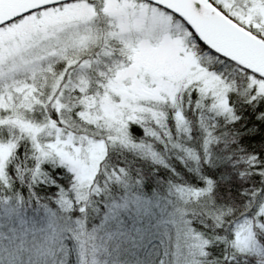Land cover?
Instances as JSON below:
<instances>
[{
	"label": "snow or ice",
	"instance_id": "snow-or-ice-1",
	"mask_svg": "<svg viewBox=\"0 0 264 264\" xmlns=\"http://www.w3.org/2000/svg\"><path fill=\"white\" fill-rule=\"evenodd\" d=\"M116 3L120 6V11L116 14L119 19L128 22L142 20L145 27L151 24V17L159 14L161 10L172 11L167 5L162 4L161 0H116ZM227 6L232 9L233 19H237L242 25L247 22L249 30L256 35L264 33V12L256 11L258 7L264 8V0H227ZM217 7L222 5L217 4ZM32 13L35 14L32 27L23 32H13L7 37L0 36V119L9 117L14 108L24 109L25 115H34L35 123L43 136L53 138L58 136L61 140H70L73 144H79L82 152L79 154L74 152L73 156L82 160L88 168L91 183H88L87 179H81L78 175L79 170L73 169L68 161L62 160L55 150L43 146L37 148L30 135H25L11 124L0 123V141H10L9 152L3 163L4 174L9 179L7 184L0 181V188L5 192L15 191L16 181L22 178L19 170L23 167L17 158L27 157L31 161L28 167L37 169L41 177L40 183L50 185V200L43 208L41 247L48 255L56 258L53 264H85L78 249L81 239L89 227L93 233L105 228L115 219L116 209L121 206L105 200L104 218L99 224H90L91 213L98 215L100 211L99 200L95 197L107 196L113 182L125 180L132 171V165L138 163L124 153L137 154L131 147H126V144L142 143L135 134L141 131L143 123L138 117L122 118L119 126L107 122L92 123L81 119V113L86 109L84 98L90 91L82 81L87 80L89 85L92 83L87 76L90 60L85 50L101 34L119 29L116 18L110 15L105 7V0H43L42 3L35 4L0 22V28ZM174 18L182 19L175 13ZM170 30L175 34L176 31L182 30V26L174 22ZM193 36L196 37L201 49H207L209 53L213 52V49L195 33ZM42 41L47 43L41 44ZM111 42L109 40V44ZM37 45L46 49L45 55L55 59L48 64L34 65L31 59L26 58L25 53ZM190 47L193 48V55L196 56L195 46L190 45ZM112 55L118 60L123 59L125 64L131 63L126 51L113 52ZM197 63L207 69L211 78L217 81L218 87L206 88L201 80L194 81L187 87L180 85L176 91L181 104L187 97L189 108L195 109L200 127L205 132L204 146L201 149L203 156L194 157L197 161L195 174L192 167H187L189 182L186 187L190 191L206 194L215 192L217 187L222 191L223 187L216 184L215 178L219 176L222 179H229L225 175V169L229 164L250 165L247 169L240 168L236 173L240 181H244L238 188L240 194L246 197L241 200L242 206L248 209L244 219L251 221L254 228L264 230V148L253 149L245 155L242 151L245 142L256 137L248 136L244 131L237 132L234 128L242 116L237 111L233 99V92L236 91L233 87L235 81L230 79V76L242 66L223 54L209 57L208 60L197 58ZM95 71L97 76L105 73L104 69ZM37 73L44 74L40 83H37ZM240 94L244 97L240 102L241 106L249 110L259 122L260 118L264 117V90L254 84H246L244 89L240 90ZM34 97H42V99L33 102ZM26 104L29 107H25ZM205 113L210 114L207 123L204 122ZM217 118L223 120V130L219 134L217 128L220 127V120ZM177 120L178 126L184 125L190 136L191 124L183 107L180 108ZM260 139L264 140V135H261ZM98 142H103L102 154L89 155L88 149ZM213 144L223 146L216 153L215 159L211 151ZM230 145L236 147L232 151H226ZM236 151H240L241 154L237 159H232ZM141 159L145 157L141 156ZM149 171L153 176H160V168L155 166V162ZM168 171L173 175L177 172L174 165L169 167ZM137 178L143 183L142 170H137ZM160 179L163 177L160 176ZM191 180H197V183L192 184ZM77 184L85 189L83 198L79 203L73 200L71 205L64 206L59 199L60 190ZM248 185H251L250 190ZM254 200L257 202L253 203ZM153 203L152 197L135 199L137 211L143 209L147 212ZM122 206L127 207V201ZM37 211L40 209L38 208ZM229 212H232L231 208ZM216 215L218 217L216 227L222 229L223 213ZM211 218L210 216L209 219ZM204 224L207 227V220ZM112 235L113 233H108L109 238ZM217 238L229 241L219 256L212 257V261H219L222 264H234L237 255H246L243 249L250 247V241L246 237L239 243L231 242V237L227 236L226 232L224 235H218ZM211 248L212 241L209 240L203 253L205 258L211 255ZM28 250L23 239L19 245L13 240H9L7 245L0 243V251L7 258L6 264H17L21 252ZM212 261H208L207 264H212Z\"/></svg>",
	"mask_w": 264,
	"mask_h": 264
},
{
	"label": "rangeland",
	"instance_id": "rangeland-1",
	"mask_svg": "<svg viewBox=\"0 0 264 264\" xmlns=\"http://www.w3.org/2000/svg\"><path fill=\"white\" fill-rule=\"evenodd\" d=\"M216 1L232 15L227 0ZM105 7L110 15H114L119 25L118 31L111 33L127 39L125 50L131 63L121 62L110 70L107 78L102 81L103 90L93 92L94 95L86 97L87 100L85 98L84 118L94 123L107 122L119 126L122 118L138 117L145 124L152 119H165L169 109H176L174 120L178 124L177 115L180 109L177 107L180 105L181 108V101L176 91L180 85L187 87L194 81L202 80L206 88L218 87L217 81L211 78L207 69L197 63L199 56L197 54L194 56L193 48L190 47L194 38L180 19H175L171 13L161 10L159 14L151 17V24L145 27L142 20L128 22L119 19L116 14L119 13L120 6L116 0H105ZM256 11L264 12V8L258 7ZM34 16V13L29 14L13 24L0 28V36L7 37L13 32L27 30L32 27ZM174 22L182 26V30L176 31L175 34L170 30ZM243 25L248 28L247 22ZM46 43L47 41L41 42ZM93 47L94 44L91 43L89 48L92 52L95 51ZM45 52L46 49L37 45L28 50L25 56L35 62L49 58ZM89 52L88 55L91 57H88L90 66L87 70L92 67V61L98 60V58L91 60L95 54L91 55ZM103 54V57L100 53L97 55L101 56L102 61H108L109 54L105 52ZM86 82L87 80L82 81L84 85ZM248 84H254L264 90V82L257 79L250 78ZM35 101L36 97L33 98V102ZM25 107L29 105L26 104ZM24 113V109L14 108L9 117L0 119V123L11 124L25 135H30L37 148L43 146L55 150L62 160L68 161L73 169L79 170L78 175L81 179H87V182L91 183L88 168L82 160L73 156L74 152L78 154L82 152L80 145L73 144L70 140H61L58 136L55 138L43 136L35 122L23 117ZM9 148L10 143H0V181L3 182L6 181L3 163ZM102 152L103 142L92 144L88 149L91 156ZM77 187L81 188L79 184ZM140 197L143 196L126 191L110 202L121 205L116 209L115 219L95 233L88 229L78 245L85 264H204L206 258L203 253L209 241L192 229L188 223L187 209L178 206L176 201L152 198L154 203L147 212L143 209L137 211L135 199ZM125 201L127 207L122 206ZM44 205L36 204L28 216L24 217L23 215L27 213H22L23 210L18 203L9 201L2 204L0 201V243L7 245L9 240H13L19 245L23 239L29 249L27 252H21L17 264H53L56 259L41 247ZM38 208L40 211H37ZM234 229V242L239 243L245 237L250 241V247L244 248L243 251L264 256L261 246L255 240L251 221L242 218ZM109 232L113 233L111 238L108 236ZM220 241L229 243L226 240ZM0 257H4L0 259V264H6L7 258L2 251Z\"/></svg>",
	"mask_w": 264,
	"mask_h": 264
},
{
	"label": "trees",
	"instance_id": "trees-1",
	"mask_svg": "<svg viewBox=\"0 0 264 264\" xmlns=\"http://www.w3.org/2000/svg\"><path fill=\"white\" fill-rule=\"evenodd\" d=\"M211 4L217 7L216 0H209ZM224 14L227 12L222 7H217ZM229 18L235 21L237 24H241L237 21V19H233L231 14H226ZM16 22V21H14ZM13 22V23H14ZM184 24L183 26L187 27L189 30V34L193 36V32L190 27L181 20ZM242 27L247 28L242 25ZM251 31V30H250ZM251 33H254L251 31ZM255 34V33H254ZM256 35V34H255ZM258 37L264 39V34L257 35ZM194 40L192 45L195 46V52L200 59L206 60L207 57H214V53H209L207 49H201L199 42L196 41V37L193 36ZM109 40L112 42L109 44ZM127 43V39L116 37L115 34L111 32L101 34L93 43L95 51L88 47L87 53L92 55V67L87 70V76L92 80V83L89 85L88 81L85 84V87H89L90 91L86 97H92L95 91H102V81L107 78L110 70L114 69L121 62H125L123 59H119L116 56H113V52L126 51L125 46ZM109 54L108 61H102L101 56L103 53ZM100 53V55H97ZM88 57H91L88 55ZM103 57V56H102ZM54 57H49L46 59H42L40 61H33L34 65L40 64H48L53 61ZM97 69H104L105 73L100 76L96 75ZM28 75V73H25ZM43 75L41 73H37V83L43 81ZM250 78L257 79L258 81L264 82L260 77L250 73L245 72L243 68H239L238 71L230 76V79L235 81L233 87L236 89L233 92V99L237 105V111L241 113L242 118L234 125L235 131L240 132L244 131L248 136H255L256 139H249L245 142V148L242 150L245 155H247L251 150L264 148V140L260 139L261 135H264V117H261L259 122L256 118L251 114L249 110L243 108L240 102L243 100V96L240 94V90L244 89L245 85L249 83ZM46 91V89H44ZM85 97V98H86ZM84 98V99H85ZM42 99V97H36V100ZM88 98H86L87 100ZM178 105L177 108L180 109ZM184 113L187 115L188 121L191 124V135L189 136L188 132L185 130L184 125L178 126L176 120H174L175 110L169 109L165 119H152V121L143 124V128L139 133L135 135L139 138L142 143H132L130 145L126 144V147H131L133 152H136V155H132L131 152L124 153L131 157V159L138 161L132 165V171L125 180L123 181H114L112 187L109 190V193L105 197H95L96 200H99L98 208L100 209L99 214L91 213L90 215V224H99L100 221L104 218V210H105V200L111 202L117 197L125 194L126 191L132 192L136 195H140L143 197H152V198H160V200L168 199L171 202H177L178 206L187 209V218L189 219L190 226L192 229L200 233L204 238L208 241H212V248L210 249L211 255L206 257L204 264H207L208 261H212L213 256H219L220 252L225 248L226 242L220 241L217 238L218 235H224L225 232L227 236L231 237V242H234L233 238V228L239 222L240 219L245 217V214L248 213V209L243 207L241 204V200L245 199L243 197L238 188L239 184L244 183V181H240L239 177L236 175L237 171L240 168L247 169L250 165L248 164H239L231 165L225 169V175L229 177V179H222L219 176L215 178V182L217 185H221L223 190L221 191L219 187L216 188L213 193H202V192H194L187 189L186 185L189 182L187 167H192L193 174L197 172V161H195L194 157L203 156V152L201 151L204 146L203 137L205 136V132L201 129L200 124L197 120V116L195 114L194 108H189L188 99L185 97L183 104ZM84 112L81 113V119L87 120L84 118ZM210 114L205 113L204 122H208V116ZM26 120L35 122L34 115L24 116ZM220 120V127L217 128V134L223 130V120L221 118H217ZM94 123L93 121H91ZM4 143H10V141H0ZM222 144H213L211 151L213 152V159H215V155L222 148ZM236 145H230V147L226 151H232ZM240 151H236L233 153L232 159H237L240 156ZM141 156L145 157V159H141ZM181 157L183 160H181ZM19 163L23 165L19 170V174L21 175V179L16 181L15 191L9 190L5 192L3 188H0V201L2 204L9 203H18L22 213L28 216V213L31 212L32 207H34L38 203L46 204L50 200V192L49 183H40V175L37 172V169L29 168L28 165L31 163L24 157L23 159L17 158ZM155 162V166L160 168V176L163 179H160V176H153L149 169L153 166ZM167 165V167H165ZM175 166L177 170L176 174L173 175L168 171V168L171 166ZM39 166L37 165V168ZM137 170H142L144 175V181L141 183L140 179L137 178ZM58 178L59 174H58ZM8 177H6L5 184L8 183ZM66 180L67 177L65 176ZM183 181V183H181ZM192 184L197 183V180H191ZM103 183V181H101ZM24 185H28V187H24ZM249 190L251 189V185H248ZM85 193V189L83 187L78 188L77 185L66 186L60 190V201L64 206H69L72 204L73 200H76L77 203L83 198ZM251 194V193H250ZM11 197V199H9ZM198 197H202V199H198ZM257 201L254 200L253 203ZM12 204V203H11ZM232 209V212H229V209ZM219 213H223V228L217 229V215ZM212 217L209 219V217ZM207 220V227H205L204 221ZM90 230L91 227H89ZM255 237L258 244L261 246V249L264 252V230H260L259 228H254ZM259 237V238H257ZM229 242V241H228ZM231 251V249H229ZM246 252V255L238 254L234 264H264V256L253 254L252 252ZM212 264H222L219 261H212Z\"/></svg>",
	"mask_w": 264,
	"mask_h": 264
},
{
	"label": "water",
	"instance_id": "water-1",
	"mask_svg": "<svg viewBox=\"0 0 264 264\" xmlns=\"http://www.w3.org/2000/svg\"><path fill=\"white\" fill-rule=\"evenodd\" d=\"M43 0H0V22ZM214 54H223L264 80V40L232 21L209 0H161ZM22 18V17H21ZM6 25V24H4Z\"/></svg>",
	"mask_w": 264,
	"mask_h": 264
}]
</instances>
